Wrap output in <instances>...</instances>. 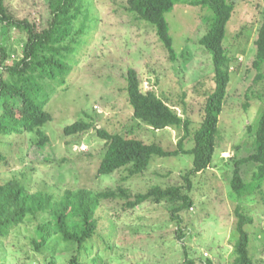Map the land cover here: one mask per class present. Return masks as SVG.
<instances>
[{"label": "rangeland", "instance_id": "374dc122", "mask_svg": "<svg viewBox=\"0 0 264 264\" xmlns=\"http://www.w3.org/2000/svg\"><path fill=\"white\" fill-rule=\"evenodd\" d=\"M127 1H89L85 21L80 17L67 38L73 43L70 52L61 57L70 67L66 83L48 93L45 110L53 119L42 130L50 142L40 149L36 133L1 136L0 153L7 164L0 163V183L17 179L28 192L50 194L56 199L63 198L68 190L102 192L121 187L137 195L154 186L187 185V173L193 168L190 155L156 158L142 175L129 176L122 169L105 176L98 173L105 148L96 130L70 137L64 134L65 127L84 119L111 133L177 149L180 129L155 131L133 118L126 91L130 69L137 71L144 92L154 91L179 115L189 118L192 131L203 119L208 95L214 89V72L212 57L199 40L212 12L179 4L166 15L177 52L173 61L156 30L127 12ZM47 2L7 0L16 19H34L42 30L48 27L51 16ZM233 3L235 14L224 41L232 62V78L213 164L191 178L193 207L181 214L180 220H174L171 210L175 205L170 201L147 202L134 210L126 209V200L120 197L105 201L97 212L98 235L89 257L57 240L37 252L31 241L38 221H26L7 237L0 236V264H65L73 256H79L84 264H94L93 259L95 264H184L186 250L198 264L208 259L213 264H233L237 208L253 218L246 227L250 254L253 264H264V188L239 199L229 185L234 162L253 150V136L264 112V68L263 77L257 80L259 73L252 67L264 0ZM1 30L0 25V46L7 49L12 60L21 59L22 34L11 29L5 39ZM192 146L189 139L186 149ZM242 168L250 182L255 167Z\"/></svg>", "mask_w": 264, "mask_h": 264}, {"label": "trees", "instance_id": "16d2710c", "mask_svg": "<svg viewBox=\"0 0 264 264\" xmlns=\"http://www.w3.org/2000/svg\"><path fill=\"white\" fill-rule=\"evenodd\" d=\"M47 1L51 16L48 27L42 30L34 19H16L10 12L7 0H0L2 35L6 39L9 31L15 29L24 38L22 58L19 60H12L7 49L0 46V137L15 133H36V145L40 149L50 142L42 130L53 119L45 110L49 100L48 93H53L66 83L70 67L61 57L65 52H70L73 43L68 42L67 38L80 17L83 18L82 22L85 21V9L91 0ZM179 4L212 12L208 28L199 43L212 57L214 89L208 95L204 116L197 129L192 131V121L179 115L154 91L144 92L137 71L130 69L126 75V91L129 105L133 109V118L155 131L180 129L182 136L177 149L168 150L156 142L148 143L138 138L111 133L94 127L84 119L65 127L64 134L70 137L96 130L97 137L104 142L105 148L98 173L105 176L122 169L129 176L142 175L156 158L190 155L193 158V168L187 173V185L165 189L154 186L137 195H131L121 187L102 192L87 189L68 190L63 198L56 199L50 194L30 193L19 180L11 179L0 183L1 237L12 234L26 221H38L36 235L31 241L37 252L47 247L51 241L57 240L68 248L75 247L77 254L84 252L89 257L94 249L92 241L98 235L97 212L105 201L123 198L128 210H134L147 202L170 201L175 205L171 210L174 220H180L181 214L193 207L191 178L206 172L213 164L220 117L224 112L232 78V62L227 55L224 41L227 25L235 14L236 6L233 0H128L127 12L156 30L159 40L173 61L177 59V52L166 15ZM255 46L256 54L252 67L259 73L258 80L263 77L261 72L264 68V19L259 27ZM189 139L193 141V146L186 149ZM253 139L252 152L234 162L229 182L231 191L239 199L251 196L264 188V112ZM3 161L7 164L6 158L0 153V163ZM245 165L255 167L250 182H247L243 175L242 167ZM235 216L237 240L234 243L233 264H253L250 235L246 228L253 223V218L243 213L240 208L235 210ZM185 237L183 234L182 238ZM93 263H96L95 259ZM52 264L56 262L52 261ZM65 264L84 263L80 261L79 256H73ZM184 264H198L189 256L187 250ZM204 264L213 263L208 259Z\"/></svg>", "mask_w": 264, "mask_h": 264}]
</instances>
